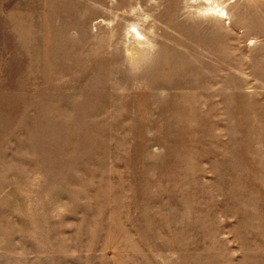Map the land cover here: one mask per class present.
Segmentation results:
<instances>
[{"label": "rangeland", "instance_id": "obj_1", "mask_svg": "<svg viewBox=\"0 0 264 264\" xmlns=\"http://www.w3.org/2000/svg\"><path fill=\"white\" fill-rule=\"evenodd\" d=\"M0 264H264V0H0Z\"/></svg>", "mask_w": 264, "mask_h": 264}, {"label": "bare ground", "instance_id": "obj_2", "mask_svg": "<svg viewBox=\"0 0 264 264\" xmlns=\"http://www.w3.org/2000/svg\"><path fill=\"white\" fill-rule=\"evenodd\" d=\"M220 12H222V14H226V11L223 8L220 10ZM135 31L138 35H141L140 31L137 28H135ZM135 52L136 50L132 49L130 54H134Z\"/></svg>", "mask_w": 264, "mask_h": 264}]
</instances>
